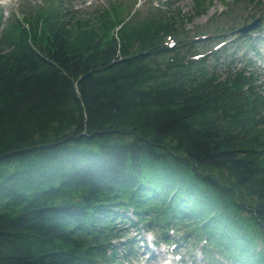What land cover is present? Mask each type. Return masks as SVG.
Here are the masks:
<instances>
[{"label":"trees","instance_id":"16d2710c","mask_svg":"<svg viewBox=\"0 0 264 264\" xmlns=\"http://www.w3.org/2000/svg\"><path fill=\"white\" fill-rule=\"evenodd\" d=\"M157 1L0 10V264H121L136 242L120 221L167 243L185 226L211 264H264L259 68L225 46L194 59L206 42ZM255 38L235 50L260 56Z\"/></svg>","mask_w":264,"mask_h":264},{"label":"rangeland","instance_id":"374dc122","mask_svg":"<svg viewBox=\"0 0 264 264\" xmlns=\"http://www.w3.org/2000/svg\"><path fill=\"white\" fill-rule=\"evenodd\" d=\"M112 1L117 0H69V3L72 10L91 15L94 14L96 9L105 8V6ZM122 1L125 2L128 9H131V1L133 0ZM224 1L222 3L220 0H214L211 4H208L205 12L197 15L194 9V0H175V4L171 6V11H175V9L178 8L185 16L190 18V21L183 22L181 26L184 31H188V33L190 31H197L198 34L206 32L208 35H219L218 33L222 31L225 32L226 40H228L225 47L231 52L237 51L238 59L240 57L242 59H251L256 67L259 68L260 75H258L259 78L256 85L259 86L264 93V0H255L251 5L248 4V0ZM257 2L261 4V7L258 5L255 6ZM27 3L30 4L29 0H0V10L3 12L4 18H7L12 11L17 13L20 8L27 11ZM133 11H135L134 8ZM257 20L261 23L260 27L255 29L252 33H250L252 30L246 33H250L251 38L256 36L255 39H258V41H255L256 45H258L260 56L253 55L249 52V54L244 57L243 52L245 49L238 46L237 50H235V46L238 43V37L243 38L246 33L240 34L236 32V29L250 26ZM116 27L114 28L113 34L117 32ZM1 28L2 27H0V32ZM217 39L219 38L211 37L208 39L204 48L200 47L198 50L199 55H204L207 50V52H209L218 49L214 47V42ZM208 57H211V55ZM221 61H223V59H221ZM237 62L241 61L238 60ZM128 215L130 218H133L131 213H128ZM117 225L125 230L129 239H133L136 242L134 257H131L128 261L122 260V255L125 254H123L122 248H118L121 264H211L208 263V259H206V256L201 251L204 240L200 239L196 241L194 236L187 234L186 231L188 228L185 226H181V228L175 229V231L173 230V233L168 231L170 234L169 242H171L168 245L162 243L161 237L154 235L152 232H147V230L143 229L141 226L135 229L131 228L129 225H124L121 221L118 222ZM174 243H177V245L176 248L172 250L170 244ZM255 243L257 245L256 250H259L261 247L260 241L256 240ZM176 254L181 257L180 260H177L178 258L175 257ZM222 264L230 263H226L223 259Z\"/></svg>","mask_w":264,"mask_h":264},{"label":"water","instance_id":"95a60500","mask_svg":"<svg viewBox=\"0 0 264 264\" xmlns=\"http://www.w3.org/2000/svg\"><path fill=\"white\" fill-rule=\"evenodd\" d=\"M259 25H260V22L257 21V22L253 23V24L250 25V26H246V27H244V28L239 29L237 32L240 33V34H241V33H245V32H247L248 30H252V29L257 28V26H259Z\"/></svg>","mask_w":264,"mask_h":264}]
</instances>
